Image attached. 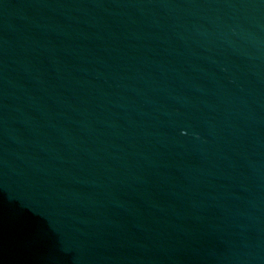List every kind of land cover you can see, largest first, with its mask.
<instances>
[{
  "label": "water",
  "instance_id": "95a60500",
  "mask_svg": "<svg viewBox=\"0 0 264 264\" xmlns=\"http://www.w3.org/2000/svg\"><path fill=\"white\" fill-rule=\"evenodd\" d=\"M0 264H264V0H0Z\"/></svg>",
  "mask_w": 264,
  "mask_h": 264
}]
</instances>
